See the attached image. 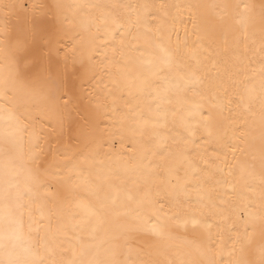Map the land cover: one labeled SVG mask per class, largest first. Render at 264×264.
Returning <instances> with one entry per match:
<instances>
[{"label":"snow or ice","instance_id":"obj_1","mask_svg":"<svg viewBox=\"0 0 264 264\" xmlns=\"http://www.w3.org/2000/svg\"><path fill=\"white\" fill-rule=\"evenodd\" d=\"M0 264H264V0H0Z\"/></svg>","mask_w":264,"mask_h":264}]
</instances>
